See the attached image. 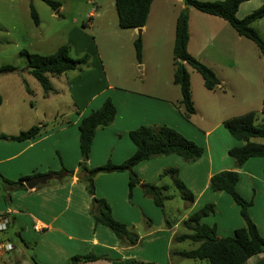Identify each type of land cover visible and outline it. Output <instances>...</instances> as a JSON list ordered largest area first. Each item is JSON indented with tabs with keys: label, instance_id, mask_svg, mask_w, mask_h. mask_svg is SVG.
<instances>
[{
	"label": "crops",
	"instance_id": "obj_1",
	"mask_svg": "<svg viewBox=\"0 0 264 264\" xmlns=\"http://www.w3.org/2000/svg\"><path fill=\"white\" fill-rule=\"evenodd\" d=\"M0 1L6 2L8 8H13L18 3L17 0ZM262 5L264 0H248L240 3L236 17L241 20ZM61 8L62 6L58 11ZM2 13L6 14L5 11ZM16 14L17 11L7 13L8 17L5 21L15 22L18 18ZM93 14L95 10L87 15L91 18ZM203 15L205 19L192 20L189 13L187 51L200 63L210 68L221 83L215 91L204 88L206 94L202 96L205 98L206 106L210 105L212 112L219 114L216 123L208 127L204 123L209 109L204 110L199 106V102L193 96L196 114L188 121L183 117L180 107L182 96L176 99L174 95L159 96L142 90L112 86L103 72L102 64L92 67L91 61L87 64L89 70L86 74L74 75L70 81L66 80L65 84L70 95V111L67 115L62 114L59 119V114L53 116L55 120L51 119L50 124L32 112L34 110L32 101H28L31 112L19 113L14 110L17 109L16 105L18 108H24L20 107L19 99L13 98L11 101V96L1 97L0 110L4 107L10 109L8 112L0 113L1 134L16 136L17 134L12 133L26 131L35 126L31 123L27 128H23L21 120L24 116L36 119L34 123L41 126V131L33 139L22 142L2 141L14 144L1 143L0 145V176L9 181H16L24 176L34 178L57 172L62 167L71 174L63 175L61 178L49 174L52 176L50 180L32 190L26 187L23 189L7 186L0 180L2 188L0 191L5 195L4 199L0 198V212L7 214L8 219V230L0 234V241H8L13 246V250L0 256V264H67L74 256L86 255H94L99 259L78 264H133V262L174 264V261L177 264H186L187 259L181 258L178 252L188 251V249L176 250L174 246L181 245L188 239L184 241L175 239L191 233L187 228L180 234L177 230L184 227L183 222L197 210L207 204L214 205L212 213V216L215 215L214 219L207 216L208 219L204 221L206 218H203L201 223L215 226L216 236L219 239L232 236L234 231L243 226L240 208L231 198L224 193L214 194L209 190L210 178L223 171L237 172L239 177L237 191L243 199L251 202L248 208L249 218L257 227L260 236L264 238V176L262 173L264 158H251L242 167L237 168L234 160L228 156V150L241 144L237 142V145L234 142L236 140H233L223 127V122L251 112L257 113L260 118L264 117L263 100L260 109L252 105L254 94H260L259 99L264 98V89H261L262 92L257 91L259 88L257 82L250 78V75L257 71L256 68H259L258 73L263 72L260 79L264 85V70L260 65L258 67V64L253 69L241 71L237 69L236 62L239 64L253 62L247 54L244 57L232 56L237 58L233 64L223 60L220 56L225 52H242L248 49L246 45H240V43L228 44V38L235 37L237 38L235 41L248 39L240 37L226 21L215 16ZM205 21L211 24H206ZM211 26L215 27V34L210 38L207 32ZM253 28L264 38V16L253 23ZM144 29L145 26L139 30V33ZM232 31L236 36L232 34ZM258 52L260 57L257 60L264 65V58L260 50ZM138 65L141 66L140 70H143L144 62ZM26 69L25 64L23 68H16L14 72L0 75V79L10 78L9 81L15 79L21 88L24 86L23 80L30 76ZM75 71H69L60 76H67V73ZM227 71H230L229 74ZM9 81L6 83L14 88L15 84ZM71 84L73 87L70 86ZM226 87L232 91V95L237 97L238 104H230L228 94L224 92ZM20 92L22 93L21 89ZM23 92L22 94L28 98L29 94L25 90ZM51 95L58 97L59 93L56 91ZM107 98L112 101L117 113L110 126L96 130L89 157L85 163L87 169L103 166L107 162L119 166L132 156L135 147L128 133L139 126L167 125L203 149L201 158L193 163L187 164L176 155H168L152 158L134 168L141 183L168 185V191L173 186L172 180L166 175L162 179L160 176L165 168L178 169V178L193 194L194 200L192 204H187L181 200L179 193L176 196L175 193L167 192L166 194L172 196V199L164 202L165 215L161 214L160 209V213L157 211L158 208L150 197L141 193V185L135 187L129 197L127 172L97 173L90 177L94 196L105 200L113 218L123 223L138 237L137 243L133 246L121 242L105 226L95 223L90 212L92 198L88 194L85 181L87 173L80 166L78 124L91 111L99 108ZM45 100L48 98L46 97ZM225 111L228 113L225 114ZM7 120L11 122L10 125L7 124ZM3 123H5L4 127ZM250 164L258 165L260 170L248 171L247 166ZM81 173H84L85 178H77V175ZM176 199L183 202L178 207L184 206L186 210L180 216H173L170 219L171 212L168 211L167 204ZM165 219L171 224L169 229L165 225ZM188 242L191 246L189 250L199 246L198 243ZM17 247H20L22 256L16 254ZM188 261H190L189 264H207L199 260L188 259ZM246 264H264V254L249 258Z\"/></svg>",
	"mask_w": 264,
	"mask_h": 264
},
{
	"label": "trees",
	"instance_id": "obj_2",
	"mask_svg": "<svg viewBox=\"0 0 264 264\" xmlns=\"http://www.w3.org/2000/svg\"><path fill=\"white\" fill-rule=\"evenodd\" d=\"M51 10L57 11L61 4L53 0H41ZM117 21L119 27L123 29H141L146 25L150 8L153 0H113ZM186 8H192L195 11L218 17L226 21L231 28L243 38L253 42L260 50L264 58V38L253 28V23L264 16V5L252 11L243 19L236 17V11L240 3L248 0H222L215 2H202L199 0H179ZM29 14L32 23L39 26L38 15L32 6H29ZM175 26V38L173 43V84L179 87L180 107L182 108L183 117L190 120L195 114L196 109L192 100L190 74L187 68L194 70L203 81V86L208 91H215L221 85L216 74L207 66L200 63L192 57L187 51L189 40L188 33V13L182 11L177 19ZM140 36L135 41V53L138 64H141V41ZM19 57L26 64L28 74L34 78L42 88L44 97L48 94H55L51 86L49 77L60 76L69 71L81 70L82 66L87 65L88 56L74 59L71 57L70 46L62 45L56 49L53 54L40 55L30 53L26 50L19 52ZM16 71L11 65L0 66V75ZM23 85L27 94L30 90L23 80ZM2 98L0 97V105ZM116 108L112 101L107 98L102 105L91 111L78 124L79 132V151L81 155V169L87 173L85 181L87 182V191L92 198L90 212L93 215L96 224L105 226L121 242L133 246L137 243L138 237L131 233L127 227L115 220L112 216L109 205L103 199H97L94 196V188L91 176L97 173L127 172L128 173V192L131 196L132 190L141 185L144 196L151 198L153 204L164 212V202L171 200L172 196L166 193L169 190L168 185L141 183L134 172L138 164L148 161L155 157L176 155L183 162L189 164L197 161L203 154V149L193 141L188 140L175 129L167 125L161 126H139L128 133L129 139L135 147L132 156L123 163L114 165L107 162L105 165L87 169L85 166L88 160L91 144L98 128L110 126L116 116ZM262 114H264V99L262 105ZM224 129L235 139L240 146L232 147L228 150V156L235 162L237 168L242 167L246 161L251 158H264V117L254 112L248 113L241 117H235L223 122ZM41 131V126L35 125L26 131H21L16 136H6L0 133L1 141L22 142L33 139ZM264 176V170H263ZM53 176L61 178L63 175H70L71 172L63 167L57 172H51ZM169 177L172 185L178 191L181 200L187 204H192L193 194L187 189L185 184L178 178V169L169 168L162 172L160 179ZM1 182L7 186L25 189L24 182L31 179L30 176H24L16 181H9L0 176ZM239 177L236 171H223L213 175L209 180V190L214 194L224 193L240 208V215L243 226L230 237L219 239L216 236L215 226H208L201 223L203 218L210 216L214 212V205L207 204L190 215L183 225L190 234L182 235L175 240H187L192 243H198L199 246L188 251L178 252L181 258L190 260L204 261L207 264H246L249 258L264 254V238L260 236L255 224L248 215V208L251 202L246 201L237 191ZM165 225L169 229L171 224L165 219ZM99 259L94 255L74 256L67 264L85 263ZM133 264H143L133 262ZM152 264V263H147Z\"/></svg>",
	"mask_w": 264,
	"mask_h": 264
},
{
	"label": "rangeland",
	"instance_id": "obj_3",
	"mask_svg": "<svg viewBox=\"0 0 264 264\" xmlns=\"http://www.w3.org/2000/svg\"><path fill=\"white\" fill-rule=\"evenodd\" d=\"M17 1L18 3L14 5L13 8H8L6 2L0 1V65L6 63L20 69L25 65L24 60L20 58L18 54L21 50H26L34 54L50 55L60 46L68 45L70 46L72 58L77 59L86 54L88 56L87 64H89L90 61L92 67H98V64H102L103 72L106 74L110 85L122 89L142 90L159 96L171 97L174 95L176 99L180 96L179 87L173 84L174 69L172 51L175 38L174 25H176V19L183 10L188 13V16L190 13L192 20L206 18L203 14H200L192 8H186L183 3L178 0H154L150 16H148L146 21L145 29L139 33L140 29L134 31L132 29H123L119 27L113 0H53L61 4L62 8L60 11L51 10L41 0ZM31 4L38 15L39 26H35L34 23H32L33 21L29 14V6ZM92 10H95V14H93V17L89 18L87 14ZM2 11H5L6 14H3ZM13 11H17L16 17L18 18H16L15 22L8 23L5 21L8 17L7 13ZM205 23L211 24L207 21H205ZM214 30L215 27L211 26L210 30L207 32L210 38L215 34ZM232 34L234 35L233 31ZM138 36H140L142 45L141 62H144L143 70H140L141 66L138 65L135 53V41ZM235 39L237 38H228L227 43H240V45H246L248 49L242 52H225L220 57L226 62L233 64L237 58H233L232 56L244 57L246 56L245 54H247L253 62L246 64H239V62H236L237 69L240 71L244 69H253L258 64V67L260 65L261 69L264 70V65L260 64L257 60L258 57H260L258 52L259 49L248 40L235 41ZM256 69L257 71H254L250 75V78L257 82L259 86L257 91L262 92L261 89H264V85L260 78L263 72L261 71V73H258L260 69ZM88 70L89 65H85L81 67V70L67 73V76L49 77L51 86L55 92L58 91L59 95L56 97L52 96V93L48 94V100H45L46 97H43L44 99L42 98L44 95L42 88L31 76H24V78L26 77L25 82L31 92L28 98L22 94L24 93L25 87L21 86L20 88L14 78V81H9L10 78L0 79V97L11 96V101L13 98L19 99L20 107H24L18 108V105H16L15 108L17 109L14 110L19 113H24V111L31 112L28 101H32L34 107L32 112L36 113L38 118H42L50 124L51 119L55 120L53 116L59 114V119L62 114L67 115L70 111V95L68 94V89L65 84L66 80L70 81L74 75H84ZM187 70L190 74L192 96L199 102V106L204 110L209 109L204 123L205 126L208 127L216 123L219 114H214L210 105L206 106L205 98L202 96L206 94V91L204 90L202 79L199 74L189 67ZM227 72L229 74L230 71ZM8 81L15 84L14 88L12 85L7 84ZM70 86L73 87V84ZM170 91L172 92L170 93ZM224 92L228 94L230 104H238L237 97L232 95V91L229 88L226 87ZM259 95L260 94L253 95L254 101L252 105L260 109L264 98L259 99ZM230 97L231 99H229ZM21 99H25L26 101H22ZM224 108L226 109V106H224ZM2 109L0 113L10 110L9 107H4ZM226 113L228 112L225 111V114ZM6 122L8 124L9 120ZM21 122L23 123V128H27L28 124L31 123L37 125L34 123L36 119H33V117L24 116ZM4 124L5 123H3V127ZM10 124L11 122L8 125ZM20 132L21 131H18L12 134H19ZM234 142L238 145L237 141ZM1 143L8 145L14 144L13 142L0 141V145H2ZM247 170L250 172H257L260 168L256 164H250L247 166ZM1 189L0 184V190ZM168 193H175L176 196L178 195V191H176L173 186H171ZM0 198H5L2 191H0ZM180 203L183 202L176 199L172 203L167 204L169 208L168 211L171 212L170 219H172L173 216L178 217L181 213L185 212L186 209H184V206L178 207ZM157 211L160 213L159 208ZM210 216L211 217L208 216V218L214 219L215 215L212 216V214H210ZM185 229L184 227L179 228L177 233L180 234L181 232H185ZM174 248L176 250H189L191 246L187 241L181 245L176 244ZM16 254L22 256L20 247H17ZM185 262L186 264L190 263V261L187 262V260H185ZM174 264H177V262L174 261Z\"/></svg>",
	"mask_w": 264,
	"mask_h": 264
},
{
	"label": "built area",
	"instance_id": "obj_4",
	"mask_svg": "<svg viewBox=\"0 0 264 264\" xmlns=\"http://www.w3.org/2000/svg\"><path fill=\"white\" fill-rule=\"evenodd\" d=\"M8 230L7 214L0 212V234L6 233ZM13 250V246L8 241H0V256Z\"/></svg>",
	"mask_w": 264,
	"mask_h": 264
},
{
	"label": "water",
	"instance_id": "obj_5",
	"mask_svg": "<svg viewBox=\"0 0 264 264\" xmlns=\"http://www.w3.org/2000/svg\"><path fill=\"white\" fill-rule=\"evenodd\" d=\"M51 178L49 174L39 175L24 182V185L28 190H32L39 185H44ZM77 178H85L84 173L77 175Z\"/></svg>",
	"mask_w": 264,
	"mask_h": 264
}]
</instances>
